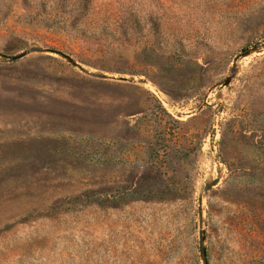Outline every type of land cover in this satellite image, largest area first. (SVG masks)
Masks as SVG:
<instances>
[{"label":"rangeland","instance_id":"rangeland-1","mask_svg":"<svg viewBox=\"0 0 264 264\" xmlns=\"http://www.w3.org/2000/svg\"><path fill=\"white\" fill-rule=\"evenodd\" d=\"M0 264H264V0H0Z\"/></svg>","mask_w":264,"mask_h":264},{"label":"water","instance_id":"water-1","mask_svg":"<svg viewBox=\"0 0 264 264\" xmlns=\"http://www.w3.org/2000/svg\"><path fill=\"white\" fill-rule=\"evenodd\" d=\"M247 54V53H246ZM23 55H20V56H16V57H13L14 59H17V58H20L22 57ZM231 82V78H228L225 82H224V85H229ZM202 211L203 213L205 214L206 213V208H205V204H203L202 206ZM205 235H206V225L204 224L203 225V228H202V237L203 239L205 240ZM203 254V253H202Z\"/></svg>","mask_w":264,"mask_h":264},{"label":"trees","instance_id":"trees-1","mask_svg":"<svg viewBox=\"0 0 264 264\" xmlns=\"http://www.w3.org/2000/svg\"><path fill=\"white\" fill-rule=\"evenodd\" d=\"M203 254H205V251L203 252Z\"/></svg>","mask_w":264,"mask_h":264}]
</instances>
